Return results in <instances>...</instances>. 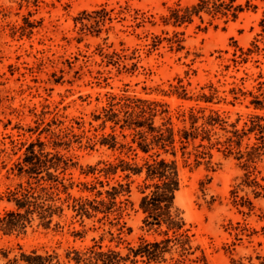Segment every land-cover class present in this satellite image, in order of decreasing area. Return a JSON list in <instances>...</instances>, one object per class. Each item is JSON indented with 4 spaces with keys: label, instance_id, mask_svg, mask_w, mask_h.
Masks as SVG:
<instances>
[{
    "label": "rangeland",
    "instance_id": "rangeland-1",
    "mask_svg": "<svg viewBox=\"0 0 264 264\" xmlns=\"http://www.w3.org/2000/svg\"><path fill=\"white\" fill-rule=\"evenodd\" d=\"M123 97L152 102L156 125L174 128L177 155L161 158L178 163L177 231L145 221L146 169L122 171V161H152L122 147L136 146L132 131L104 124ZM261 126L264 0H0V218L16 211L21 187L54 186L45 204L64 209L49 228L35 213L25 229L0 230V264L34 251L76 264L67 257L96 242L123 256L145 244L166 250L126 264H264ZM110 134L116 149L101 143ZM33 148L59 154L67 170L29 175ZM109 163L118 169L107 177ZM119 184L132 190L121 215L73 210Z\"/></svg>",
    "mask_w": 264,
    "mask_h": 264
},
{
    "label": "trees",
    "instance_id": "trees-1",
    "mask_svg": "<svg viewBox=\"0 0 264 264\" xmlns=\"http://www.w3.org/2000/svg\"><path fill=\"white\" fill-rule=\"evenodd\" d=\"M105 113L104 124L113 122V129L120 125L122 130L133 132L132 143L136 144V146L123 144L122 147H128L129 151L136 153L140 151L152 158V161L145 160L143 165L122 161L125 165L122 171L128 173L127 178H130L131 175H141L146 169L145 180L153 182L147 185L146 189H151L152 187L154 189L149 194H146V190L143 191L144 196L141 199L140 207L147 215L145 221L148 224L161 225L165 223L169 229L176 231L181 229L184 225L183 220L174 211L176 193L180 190L178 163L177 161H168L161 158L162 153H169L170 151L174 156L177 155L174 128L167 127L166 124L162 126L156 125L157 113L153 108V103L148 100L123 97L117 101L114 98L110 102V107L105 109ZM191 117L194 118L193 115ZM163 127H166V129ZM194 127L195 125H192V128ZM260 128L261 139L264 141V127L261 126ZM182 135L185 136L181 139L190 140L192 137L187 130H184ZM181 142L184 144L183 140ZM101 143L111 149H116L119 144L118 138L112 134L103 137ZM30 153L31 156L29 157L31 159L26 161L30 165L28 170H26L29 175L38 174L37 171L40 170L39 167L41 165H44L47 169L54 168L58 171L60 164L64 163L63 170H67L68 161L64 160L59 154L45 152L43 149L37 153L34 148ZM55 160L56 162H54ZM117 169V166L109 163L105 164L100 173L108 177L117 173ZM54 181L56 182L58 179ZM101 184L104 186L102 182ZM50 188L52 189L54 186L41 188V191L39 190L40 194L35 187L31 186L27 189L21 187L20 191L13 193L12 196L17 209L9 212L4 218H0V230L12 232L19 228L25 229L27 224L33 221L35 213H38L43 225L49 228L53 221V216L57 212L62 213L64 211L62 207L54 208V206L45 204L46 201L52 199L48 193ZM44 193L48 197L41 202L40 200L43 199L42 194ZM131 193L130 184H119L105 192L98 190L96 197L93 199L74 200L72 208L77 213V216L81 218L93 219L102 214L103 217L100 220H103L115 212H120L121 215L125 206L129 203L128 198L121 199V197L131 196ZM150 219H153L154 222H150ZM128 251L129 253L123 256L121 252L111 248L105 249L100 243L96 242L84 251L74 250L75 256H68L67 258L76 264H126L128 261L137 263L139 257H147L149 262L158 261L163 259V254L166 252V250H161L160 243L145 244L137 249L129 247ZM53 258V256H44L34 251L30 255L22 254L21 257L14 258L10 261V264H51Z\"/></svg>",
    "mask_w": 264,
    "mask_h": 264
}]
</instances>
